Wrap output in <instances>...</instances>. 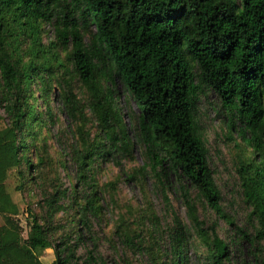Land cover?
Instances as JSON below:
<instances>
[{"label": "trees", "instance_id": "16d2710c", "mask_svg": "<svg viewBox=\"0 0 264 264\" xmlns=\"http://www.w3.org/2000/svg\"><path fill=\"white\" fill-rule=\"evenodd\" d=\"M117 80L139 110L133 135ZM207 92L238 150L241 226L223 209L200 127ZM56 95L66 128H56ZM43 126L56 131L59 160ZM136 148L143 165L128 178L150 179L165 214L151 209L145 229L120 221L110 238L121 253L105 257L95 227L113 196L98 174ZM14 170L41 211L28 208L23 241L3 237L23 232L6 185ZM0 216V264H42L48 249L54 264H192L191 251L197 264H264V0H0Z\"/></svg>", "mask_w": 264, "mask_h": 264}, {"label": "rangeland", "instance_id": "374dc122", "mask_svg": "<svg viewBox=\"0 0 264 264\" xmlns=\"http://www.w3.org/2000/svg\"><path fill=\"white\" fill-rule=\"evenodd\" d=\"M48 30V28H47ZM52 35V33H50ZM116 90L118 93L117 103L124 116L125 124L132 133L131 116L137 115L139 112L136 102L125 90L123 83L120 80L116 81ZM57 91V90H56ZM53 110L56 114L57 126L56 128H66L68 118L62 111V105L60 99L56 95L53 99ZM3 127L4 125L1 124ZM200 127L206 142L207 149L210 155V165L213 170L216 183L222 193L223 209L224 211L237 219L239 226L245 224L246 206L242 203L240 195H238V178L233 167L235 156L238 152L235 144L228 139V128L226 125L225 114L221 109V102L216 94L207 92L202 97L200 106ZM43 137L47 140L51 149V153L56 160H59V146L56 141L53 140V135L56 133L55 129L50 126H43ZM237 139V136H234ZM239 140V139H238ZM143 157L139 148L135 149L132 158H117L119 164H106L103 165L99 174L98 180L101 186L107 185L110 195L113 196V200L110 202L108 211H106L102 222L96 224L95 230L100 240L99 253L105 257H110L115 254L119 255L121 249L117 242L112 243L110 237L114 231V226L124 221L128 225H131L134 229H145L150 227L148 217H150V210L154 209L157 214L164 216L163 202L159 196H155L152 193L153 182L149 179L147 184H140L138 181L129 180L128 175H132L135 170H138L143 165ZM60 177L65 187L69 186V180L66 178V174L60 170ZM114 184V188L109 187L110 184ZM7 190L12 196L15 203L20 207V215L18 221L23 228V232H7L3 235L4 239L8 241H23L32 236V231L29 227L28 208H35L36 213H41L36 207L38 197L35 191L30 188L25 189L24 192H19L17 187L20 185V179L18 178L17 171L10 173L7 180ZM145 185V186H144ZM109 196V195H108ZM172 203L174 209L178 212L183 220H185V208L177 200V196L171 193ZM112 199V198H111ZM202 217L205 215L209 222L217 219L215 214L209 210L204 214L201 210ZM4 219L0 216V231L4 227ZM225 221H220V236L223 239H228L231 235ZM115 247L113 248L112 245ZM90 248V246H89ZM40 260L42 264H54L56 260L55 252L52 249H48L44 252H40ZM192 264H197L196 256L193 251L190 252Z\"/></svg>", "mask_w": 264, "mask_h": 264}]
</instances>
